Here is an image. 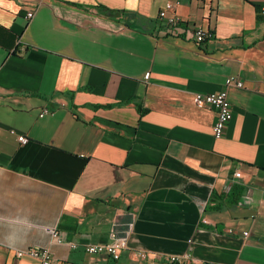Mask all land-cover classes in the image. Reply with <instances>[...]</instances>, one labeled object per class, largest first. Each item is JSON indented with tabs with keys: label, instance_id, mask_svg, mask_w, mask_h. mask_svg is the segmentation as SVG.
Returning <instances> with one entry per match:
<instances>
[{
	"label": "crops",
	"instance_id": "crops-1",
	"mask_svg": "<svg viewBox=\"0 0 264 264\" xmlns=\"http://www.w3.org/2000/svg\"><path fill=\"white\" fill-rule=\"evenodd\" d=\"M263 5L0 0V264H264ZM224 90L215 141L193 94ZM116 237L117 261L85 251Z\"/></svg>",
	"mask_w": 264,
	"mask_h": 264
},
{
	"label": "built area",
	"instance_id": "built-area-1",
	"mask_svg": "<svg viewBox=\"0 0 264 264\" xmlns=\"http://www.w3.org/2000/svg\"><path fill=\"white\" fill-rule=\"evenodd\" d=\"M174 3L167 2L166 6L163 10L159 11L158 19L164 24L166 29L171 30L173 27L181 26L183 21L174 14ZM260 14L264 16V5L260 8ZM33 13L28 11L26 13L27 19H32ZM193 36L198 43L203 42L204 40H209L213 38V34L211 32L205 31L202 28H195L193 30ZM243 84L241 82L236 83L237 88H242ZM227 90L218 91L214 93H204V92H196L193 94V101L198 108L201 107H210L215 112V122L212 124L211 132L215 141H219L223 138L225 128L227 124L232 119V106L229 101ZM264 94V93H263ZM48 114H52V112L48 109H43L40 116H45ZM17 141L20 144H25L27 142V138L22 135H17ZM235 177H239V173L235 174ZM48 233L55 240L56 244H62V238L55 228H50ZM246 235V234H245ZM128 248L126 238L116 237L115 241L111 244H95L88 245L85 247V251L90 256H108L114 261H117L120 258L121 251ZM18 256L28 255L34 258L39 259V264H71L65 262H55L47 249H29L26 252L20 251L16 252ZM140 258H145V253L141 252L138 254ZM190 255L188 253L171 256L170 262L172 264L182 263L183 260H189Z\"/></svg>",
	"mask_w": 264,
	"mask_h": 264
},
{
	"label": "trees",
	"instance_id": "trees-1",
	"mask_svg": "<svg viewBox=\"0 0 264 264\" xmlns=\"http://www.w3.org/2000/svg\"><path fill=\"white\" fill-rule=\"evenodd\" d=\"M234 190H237L236 194L234 193ZM239 191H240V187L236 186V187H233V195L235 194L236 196L239 194ZM232 195V194H231Z\"/></svg>",
	"mask_w": 264,
	"mask_h": 264
}]
</instances>
